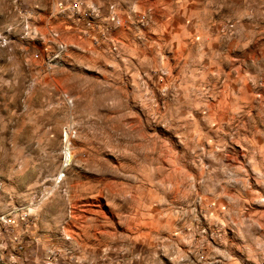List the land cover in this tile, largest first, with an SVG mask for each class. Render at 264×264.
Masks as SVG:
<instances>
[{
    "label": "rangeland",
    "instance_id": "1",
    "mask_svg": "<svg viewBox=\"0 0 264 264\" xmlns=\"http://www.w3.org/2000/svg\"><path fill=\"white\" fill-rule=\"evenodd\" d=\"M196 1L227 50L153 71L122 0H0V264H264V0Z\"/></svg>",
    "mask_w": 264,
    "mask_h": 264
},
{
    "label": "crops",
    "instance_id": "2",
    "mask_svg": "<svg viewBox=\"0 0 264 264\" xmlns=\"http://www.w3.org/2000/svg\"><path fill=\"white\" fill-rule=\"evenodd\" d=\"M122 1L125 5L122 11L126 15L128 11L126 8L132 6L133 10L136 9L137 0ZM175 5L176 10L173 11L170 0L155 2V8L159 7L157 12H161V14L157 15L152 12L148 18H143L140 14L130 15L128 12L130 16L127 15V21L115 26L118 28L116 30L117 39L120 42L118 47L121 46L120 57L121 59L123 56L125 57L123 61L125 60L126 64L123 63L122 66H152L148 70L153 69V71L167 70L165 66H204V52L207 50L206 40L211 39L213 35L219 38V40L217 39L220 44L217 47L218 50H227L225 43H222L221 40L227 39L229 33L207 32V22L203 18L201 10L204 6L202 1H196L190 5L187 4V6H181L180 3ZM182 7H186L185 11L195 7V13H200L201 17L194 19L187 14L183 16L184 19L177 21V18H173L172 14L175 12L176 15H183ZM150 8H144L141 14ZM188 56L191 60L189 63L186 61Z\"/></svg>",
    "mask_w": 264,
    "mask_h": 264
},
{
    "label": "built area",
    "instance_id": "3",
    "mask_svg": "<svg viewBox=\"0 0 264 264\" xmlns=\"http://www.w3.org/2000/svg\"><path fill=\"white\" fill-rule=\"evenodd\" d=\"M93 2H90L87 9H90L92 12L94 10V7L92 5ZM81 10V0H57V9L56 11L58 13L64 14V13H80ZM111 18L115 20V22H118V19L116 15L113 13L111 14ZM63 46H61L62 48ZM112 50L115 49V46L112 45Z\"/></svg>",
    "mask_w": 264,
    "mask_h": 264
}]
</instances>
